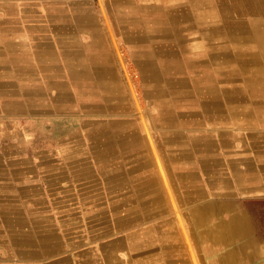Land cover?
I'll use <instances>...</instances> for the list:
<instances>
[{"label": "crops", "instance_id": "0c3cea01", "mask_svg": "<svg viewBox=\"0 0 264 264\" xmlns=\"http://www.w3.org/2000/svg\"><path fill=\"white\" fill-rule=\"evenodd\" d=\"M202 74L264 83V0H0V264H264V129L199 128Z\"/></svg>", "mask_w": 264, "mask_h": 264}, {"label": "rangeland", "instance_id": "374dc122", "mask_svg": "<svg viewBox=\"0 0 264 264\" xmlns=\"http://www.w3.org/2000/svg\"><path fill=\"white\" fill-rule=\"evenodd\" d=\"M6 1L8 3L16 2V1L21 3V2H24L25 0H6ZM39 1L42 2L44 0H39ZM126 71H127V73H126L127 79L129 80V84H130V90L134 96L135 102L142 105L141 100H143V99L141 97H143V94H142V91L139 89L140 85H137V83L139 84L140 79H141L140 75L135 70V68L131 67L130 64L127 65ZM262 76H264V75H262ZM239 77H240V75H231V77L229 79L231 86L241 82L239 80ZM212 79L213 78L211 76L206 75V74H202V75H200V78L198 80V84H199L200 89L197 91V93H199V94L194 96V97H199L201 99L203 97H206L207 95H209V96L212 95L210 99L215 100L214 112L211 113L210 107H208L209 109L207 111L209 112L208 113L209 115L205 116V115L201 114L204 116V122L202 125L198 126L199 128L205 127L206 129L217 130L219 128H228V127L230 128V127H233L232 126L233 124H237V125L241 126L239 128L248 129V128L253 127L254 129H258V128L264 129V86L262 85V84H264L262 82L263 80H258V81H254L253 83H247L246 84L247 86L248 85L252 86V84H254L253 85L254 88H246V89H241V90L240 89H236V90L235 89H229V91L228 90H221L220 91L216 88L214 90L209 89V87L211 85H213V83L211 84V82H210V80H212ZM250 86H248V87H250ZM168 94H169V92H168ZM221 94H223L222 97H221ZM234 100H236V101H234ZM165 108H167V106L163 107V111ZM189 111H191V110H189ZM147 112L148 113H154V110L152 108H150V109H148ZM204 114H207V113L205 112ZM207 117H209V119L205 120ZM248 118H249V120H248ZM211 119H213V121ZM46 123H48V122H44V124H46ZM93 124H95L93 121L92 122H83V121L78 122L77 120H73V117H72V119L69 121L53 122V130L52 131L55 134L61 133L63 131L66 133L68 132L70 134H73V133H76L77 131L81 130L85 134L84 137L81 138V139H83V141H86L87 139L93 140L92 137L88 136L95 129V126ZM100 124H102V123H100ZM102 125H103V129H106V130L109 129V122L106 123V121H105L104 124H102ZM50 139L57 141L56 137L55 138L51 137ZM85 154H86V157L88 158L87 153H85ZM7 156H9V153ZM39 157H40V153L38 155H36L37 159H39ZM56 157L57 156H55L56 160H61L60 158H56ZM92 157H93V161L96 160L94 155H92ZM98 159L99 158H97V160ZM65 160L68 161L67 159H65ZM107 161H109V159ZM107 172H109V171H107Z\"/></svg>", "mask_w": 264, "mask_h": 264}, {"label": "bare ground", "instance_id": "6f19581e", "mask_svg": "<svg viewBox=\"0 0 264 264\" xmlns=\"http://www.w3.org/2000/svg\"><path fill=\"white\" fill-rule=\"evenodd\" d=\"M236 90V89H235ZM247 91V90H246ZM220 92V91H219ZM207 94V93H206ZM238 94V93H237ZM223 95V94H222ZM245 95V94H244ZM212 95H210V97H211ZM208 97V96H207ZM216 97V96H215ZM206 98V97H205ZM217 99V98H216ZM232 99V98H231ZM235 99V98H234ZM234 101H236V100H234ZM221 107V106H220ZM253 110V109H252ZM211 112V111H210ZM220 113V112H219ZM218 113V114H219ZM212 115V114H211ZM207 116V115H206ZM208 118V117H207ZM211 118V117H210ZM252 118V117H251ZM250 118V119H251ZM257 119V118H256ZM208 120V119H207ZM220 120V119H219ZM246 120V119H245ZM248 120H249V118H248ZM253 120V119H252ZM83 121V120H82ZM231 121V120H230ZM251 122V121H250ZM236 123V122H235ZM255 124V123H254ZM169 126V125H168ZM196 126V125H195ZM211 127V126H210ZM203 128V127H202ZM205 128V127H204ZM232 128V127H231ZM253 128V127H252ZM235 129H237V128H235ZM241 129V128H240ZM245 130V129H244ZM256 130V129H255ZM260 130V129H259ZM258 130V131H259ZM261 131V130H260ZM201 137V136H200ZM199 137V138H200ZM208 152V151H207ZM201 153V152H200ZM52 159V158H51ZM253 164V163H252ZM253 172V171H252ZM237 173V172H236ZM236 173H235V175H236ZM238 174H239V172H238ZM204 195V194H203ZM219 205V204H218ZM221 206V205H220ZM211 207V206H210ZM212 207H213V205H212ZM216 207V206H215ZM145 209V208H144ZM210 209V208H209ZM202 210V209H201ZM205 210V209H204ZM206 213V212H205ZM197 215V214H196ZM241 217H243V216H241ZM244 218V217H243ZM177 236V235H176Z\"/></svg>", "mask_w": 264, "mask_h": 264}]
</instances>
